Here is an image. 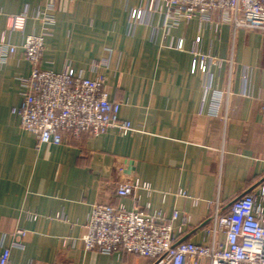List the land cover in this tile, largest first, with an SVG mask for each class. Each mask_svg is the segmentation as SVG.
I'll list each match as a JSON object with an SVG mask.
<instances>
[{
    "label": "crops",
    "instance_id": "crops-1",
    "mask_svg": "<svg viewBox=\"0 0 264 264\" xmlns=\"http://www.w3.org/2000/svg\"><path fill=\"white\" fill-rule=\"evenodd\" d=\"M151 1L158 11H147ZM134 9L144 16L132 26ZM39 11L55 20L41 68L102 74L109 99L121 103L119 119L134 131L37 146L21 127L19 78L32 66L20 46L44 30L34 18ZM166 12L162 0H0V40L17 46L0 63V255L13 232L24 231L12 264H150L136 254L84 248L94 204L161 212L176 241L207 245L215 203L226 212L264 181V33H233L217 14L166 28ZM24 13V29L9 30L8 16ZM195 51L210 57L206 73L193 69ZM226 90L222 113L213 117L214 92ZM134 180L150 189L116 195L120 182Z\"/></svg>",
    "mask_w": 264,
    "mask_h": 264
},
{
    "label": "built area",
    "instance_id": "built-area-1",
    "mask_svg": "<svg viewBox=\"0 0 264 264\" xmlns=\"http://www.w3.org/2000/svg\"><path fill=\"white\" fill-rule=\"evenodd\" d=\"M162 1L167 7L166 28L194 17H199L201 22L212 21L213 15L217 14L219 22L232 26L233 33L241 28L264 33V0ZM159 8L151 1L147 11H158ZM143 16L142 9L132 10L131 25L141 23ZM27 17L26 13L10 16L8 29L23 30ZM43 17L40 12L34 18L45 25L44 30L27 35L20 46L25 60L32 66L28 77L19 78L22 101L15 112L21 127L35 135L37 146L61 145L84 134L99 136L109 129L124 135L134 131L129 122L119 119L121 103L109 99L102 74L86 78L76 74L70 66L62 72L41 68L45 38L52 34L55 23L51 15ZM200 42L201 38H197L196 46ZM181 47L182 43L179 44ZM16 51L17 46L1 39L0 63L7 62ZM194 56L193 69L206 73L210 57L197 51ZM230 62L232 64L233 60ZM244 80L247 82V77ZM230 94L229 90L214 92L213 117L221 115ZM262 114L264 118V107ZM137 189L150 188L138 180L120 182L116 195L131 196ZM181 194L187 196L184 192ZM177 217L176 212L173 218ZM210 223L207 230L211 236L209 244L181 242L176 241L172 226L161 212L150 213L140 208L127 210L123 206L99 202L92 207L82 241L86 250L103 254L123 251L145 257L150 264H264V181L234 199L226 212L216 202ZM221 234L225 236L223 242L218 240ZM23 235L24 231L20 229L13 232L11 245L0 255V264H12L11 250L24 247Z\"/></svg>",
    "mask_w": 264,
    "mask_h": 264
},
{
    "label": "rangeland",
    "instance_id": "rangeland-1",
    "mask_svg": "<svg viewBox=\"0 0 264 264\" xmlns=\"http://www.w3.org/2000/svg\"><path fill=\"white\" fill-rule=\"evenodd\" d=\"M37 13H40V11L37 12ZM41 13H42V17H43V15H45L44 17H47V14H48V13H46V12H41ZM48 15H49V14H48ZM35 16H36V15H35ZM9 17H10V16H8V18H9ZM44 17H43V18H44ZM7 28H8V24H7ZM40 33H41V32H40Z\"/></svg>",
    "mask_w": 264,
    "mask_h": 264
}]
</instances>
